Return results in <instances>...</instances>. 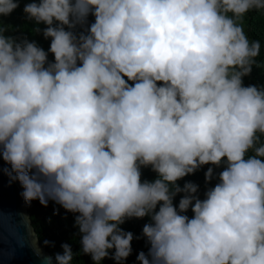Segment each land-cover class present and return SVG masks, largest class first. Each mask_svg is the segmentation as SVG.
I'll return each mask as SVG.
<instances>
[{"label": "clouds", "instance_id": "9594fccd", "mask_svg": "<svg viewBox=\"0 0 264 264\" xmlns=\"http://www.w3.org/2000/svg\"><path fill=\"white\" fill-rule=\"evenodd\" d=\"M19 3L0 0V16ZM261 8L29 0L23 12L45 26L35 31L47 51L0 27L3 171L26 203L52 200L74 214L79 253L93 264H123L134 236L121 225L144 217L139 264H264V86L243 82L260 42L238 23ZM204 165L222 170L207 168L206 184L217 182L200 198L199 185L177 182ZM145 167L154 179H141ZM61 247L55 264H72L71 246Z\"/></svg>", "mask_w": 264, "mask_h": 264}, {"label": "trees", "instance_id": "16d2710c", "mask_svg": "<svg viewBox=\"0 0 264 264\" xmlns=\"http://www.w3.org/2000/svg\"><path fill=\"white\" fill-rule=\"evenodd\" d=\"M27 2L29 0H20L19 6L15 10L8 15L0 16V27L4 29L6 36L13 37L17 41L23 39L29 41L34 40L40 47L47 51L50 41L45 39L40 32L35 31L36 28L42 30L45 26L43 24L37 25L33 20L28 19L23 12V8ZM92 20L93 18L89 16L88 23H91ZM238 23L242 24L245 34L250 41L255 40L260 42V55L255 58L251 73L243 78V82L245 85L255 84L257 86H264V8L250 10ZM79 30L78 28L77 31ZM48 59L49 61L52 60L51 54H49ZM208 167H213L214 177L222 170L221 167L204 165L194 174L184 177L177 183L183 186L185 182L191 181L199 185L197 195L203 198L205 189L213 186L217 182L213 178L206 184L204 173ZM141 173L142 180H152L156 177V174L150 167L142 168ZM179 199L180 195H177L174 203H178ZM26 207L30 215L31 224L38 236L39 243L53 255V258L55 254L63 252L61 245L68 244L74 253L72 264H93L90 256L79 253V235L77 229L74 227V214L66 212L52 200L48 201L47 206H42L38 200H33L27 202ZM186 214L191 217V210L189 209ZM147 222H149L148 217H144L143 219L132 218L126 220L121 225L125 231L132 232L134 236L132 253L123 264H139V261L136 259L137 254L140 252L147 254L148 244L141 235L142 227ZM45 241H47V244H45ZM101 264H114V261L110 258H105L101 261Z\"/></svg>", "mask_w": 264, "mask_h": 264}, {"label": "water", "instance_id": "95a60500", "mask_svg": "<svg viewBox=\"0 0 264 264\" xmlns=\"http://www.w3.org/2000/svg\"><path fill=\"white\" fill-rule=\"evenodd\" d=\"M9 165L0 161V264H44L45 257H53L37 241L40 254L33 247L34 230L19 182L10 181L3 171ZM28 218V223L25 222ZM35 231V230H34ZM52 264H55L54 258Z\"/></svg>", "mask_w": 264, "mask_h": 264}]
</instances>
